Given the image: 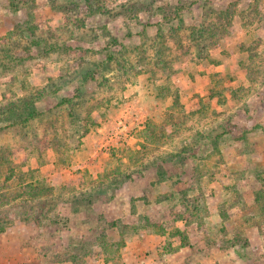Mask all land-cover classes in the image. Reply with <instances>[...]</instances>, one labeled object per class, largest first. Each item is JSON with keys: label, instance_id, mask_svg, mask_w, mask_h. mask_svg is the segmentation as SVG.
Here are the masks:
<instances>
[{"label": "rangeland", "instance_id": "1", "mask_svg": "<svg viewBox=\"0 0 264 264\" xmlns=\"http://www.w3.org/2000/svg\"><path fill=\"white\" fill-rule=\"evenodd\" d=\"M27 27L51 48L0 52V104L42 90L41 114L0 132V196L55 203L0 199V264H264V0H0V39ZM147 120L166 140L131 163Z\"/></svg>", "mask_w": 264, "mask_h": 264}, {"label": "trees", "instance_id": "2", "mask_svg": "<svg viewBox=\"0 0 264 264\" xmlns=\"http://www.w3.org/2000/svg\"><path fill=\"white\" fill-rule=\"evenodd\" d=\"M27 28V30H29L30 32V41L28 43V48L25 47L26 49L21 48L22 45L20 43V37H22V33H17V29L8 33L4 39H0V52L4 54L3 56L7 60V69L13 68L17 64L21 65L22 62L26 60L27 56H29L30 54L32 55L31 47L35 48L41 45L42 49L46 52L51 48V46L46 42V40L42 39L43 36H34V32H36L37 30L35 27ZM23 42H25V40ZM79 50H81V48H79ZM72 51L74 50H71V52ZM81 52V54L79 53V55L81 56H83L82 54H86V51L84 50ZM113 60L114 59L112 57V54L108 55L107 61H102L101 66H105L106 64L112 66L113 64L111 63L113 62ZM96 75H98V72L93 71L91 74L88 75V78L93 80L95 79ZM164 92H166V90L163 87H160L159 93L156 94V97L158 99L165 98L166 95ZM76 93V96L80 97V92L77 91ZM43 94L44 93L42 90H38L36 92H30V94L26 95L23 98H16L15 100H11L8 103L5 102V104H0V117L2 118L1 121L7 122V126L5 128L1 127L0 132L7 129H13L17 133L18 129H20L21 131L18 133H21L25 128L29 127L30 123H33V121H37L39 118V114L41 113H39V110L36 108L35 104L36 101L42 98ZM74 98L76 97L74 96ZM74 98H63V100L61 101L72 106L71 108H69L70 114H74L77 109L81 110L82 107L85 106L84 104H86L85 102L87 101L80 100V98L75 101ZM94 99L97 103L98 100H96L95 97ZM167 115L169 116V113ZM164 125L165 123L157 124L154 123L152 120L145 121L143 128L140 129L136 134V138L139 139L140 142V150L134 153L126 151L124 154L126 159L129 160V162L131 163L140 161L148 153L151 147L162 145L166 140V135L164 133ZM23 138H25V136ZM46 140L49 146H52L53 148L55 146V151L59 153L62 152V146L56 139V130L54 128L51 130V136L49 135L48 137H46ZM58 147L60 148L59 151ZM38 151L41 152L39 148ZM41 187L42 186H39L34 183H25L19 185L17 190L14 191L12 199H10L7 195L0 196V199H4L7 202H9V200H12L13 202L14 200H16V203L12 204V206L15 208V210H19L18 212L20 219L24 222L34 223L38 225L40 222H42V220L46 218L45 212H50L51 208L49 205L53 204V202L55 201V197L52 194H48L47 189L45 191L46 193L41 192ZM69 189L70 193H68L67 195H69L68 200L71 202L74 199V195L76 194L77 190L72 189V186ZM60 195L62 196V194ZM2 222L3 221H0V223ZM77 259L78 257L73 255L72 257H70L69 260L72 262H77ZM109 260V258L106 259V261Z\"/></svg>", "mask_w": 264, "mask_h": 264}]
</instances>
